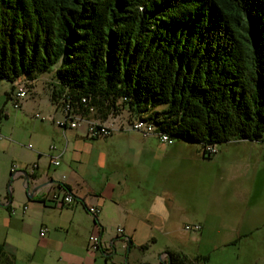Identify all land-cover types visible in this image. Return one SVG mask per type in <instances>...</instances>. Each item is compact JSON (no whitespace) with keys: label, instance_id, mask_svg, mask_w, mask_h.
I'll return each instance as SVG.
<instances>
[{"label":"trees","instance_id":"1","mask_svg":"<svg viewBox=\"0 0 264 264\" xmlns=\"http://www.w3.org/2000/svg\"><path fill=\"white\" fill-rule=\"evenodd\" d=\"M50 72L83 115L121 100L171 141L264 142V0H0V81Z\"/></svg>","mask_w":264,"mask_h":264},{"label":"rangeland","instance_id":"2","mask_svg":"<svg viewBox=\"0 0 264 264\" xmlns=\"http://www.w3.org/2000/svg\"><path fill=\"white\" fill-rule=\"evenodd\" d=\"M49 82L48 73L39 74L32 88H27V96L17 109L5 94L7 84H0V244L11 249L12 253H7L13 256L14 264H77L58 252L56 241L68 243L74 239L71 230L66 233L70 224V229L77 230L76 241L87 242L85 227L93 218L82 208L73 217L66 209L62 212L48 209L42 215L31 208L27 214H22V205L29 204L24 182L22 178H10L9 175L12 167L29 168L35 159L34 152L39 148L45 151L51 143L57 144L63 139L56 127L59 134L53 141L51 135L55 126L34 116L42 105L50 103ZM161 108L159 106L155 111ZM121 111L118 103L112 114L118 115ZM59 117L57 113L56 118ZM120 133L115 131L108 138L87 139L76 147L78 159L75 164L89 183L95 182L96 175L103 171L100 161L108 163L126 151L127 146L117 140V136L122 135ZM175 142L192 146V149L181 145L164 161L144 154L138 160L143 178L147 176L148 163L157 170L149 177L157 195L161 194L162 187L170 192L167 218L175 233L170 235L159 229L152 230L153 256L158 258L164 246H198L203 254L208 255L207 264H264V224L259 225L251 236L232 237L237 230L236 222L243 217L251 219L249 224L253 226L264 221V142L230 140L215 146L214 151L197 144ZM67 148L61 168L74 155L73 146L69 144ZM194 150L205 160L197 161L193 157ZM8 192L11 203L5 207ZM10 210L15 212L14 215H9ZM197 217L204 220L205 227L201 231L185 229ZM41 224L47 226L44 238H51L47 247L40 241ZM118 226L119 223L110 218L105 227L108 236L114 237ZM121 253L118 249L116 254ZM152 257H148L149 260L156 261Z\"/></svg>","mask_w":264,"mask_h":264},{"label":"crops","instance_id":"3","mask_svg":"<svg viewBox=\"0 0 264 264\" xmlns=\"http://www.w3.org/2000/svg\"><path fill=\"white\" fill-rule=\"evenodd\" d=\"M48 74L50 75L48 88L50 103L42 105L34 116L40 120H48L55 126L51 135L53 141H56V134H59L56 133V127L62 133L63 139H60L57 144L56 142L51 143L50 145L54 146L53 149L48 147L45 151L40 148L35 151V159L31 163L33 166L31 165L25 169L15 168L12 170L11 168L9 172L10 178L19 177L23 179L21 171H26L31 180L29 188L25 190L26 200L29 204L24 203L22 205V214H27L31 208L40 211L42 215L48 209L58 212L66 209L71 212L73 217L79 208L86 211V206L88 205L97 206L99 208L96 216L97 223H94L93 218H91V221L86 224L85 230L88 237L90 235L100 237L102 244L100 251L90 252L87 249V242L76 241L77 230L76 228L70 229V224L66 228V233L71 230L74 239L68 243L56 241L58 252L62 256L73 259L77 264H163V262L168 264L169 252L184 255L190 264H207V262L204 263L203 261L198 263L194 261L197 257L208 256L203 254L198 246H190V248L182 245L164 246L161 252L158 253V258L153 256V247H151L154 243L151 240L153 239L151 236L153 229H159L170 235L175 233L170 220L167 218L169 216V200L167 196H169L170 192L165 187H162L161 194L157 195L154 183L149 178L157 170L148 163L147 176L143 178L139 172L138 160L144 154L148 157H158L161 161H164L168 158V154L174 153L176 148H180L179 146L183 145V143L170 142L165 144L155 136L142 138L137 133L121 131L122 133L120 134L122 135L117 136V140L127 146L126 151L120 153L108 163L100 161L99 165L103 171L96 175L95 182L89 183L75 164L78 159L77 155H75V149L79 147V144L84 143L85 140L93 138L86 135L85 123H81L76 128H62L56 124V121L61 119V114L56 109L55 102L50 98L51 89L56 81L52 77V72ZM38 76L33 80H28V89L32 88L33 82L36 81ZM2 83L7 84V92L5 94L7 93L6 96L9 98L11 92V89L9 90L10 84L0 81V84ZM57 113L60 114L59 118H56ZM84 116L87 119L110 126H117L124 122L123 119L119 118L120 116L112 113H108L105 118H100L93 113ZM67 132L69 133L67 134ZM110 136H113V134L107 136V138ZM69 144L73 146L71 149L74 150V155L71 156L68 164L61 168L62 159L68 150ZM183 146L185 147L186 145ZM185 148L192 149V146ZM193 153L195 155L193 157L197 161L205 160L203 155L195 152V150ZM57 157L59 163L54 165L52 160ZM105 165H107V168H105ZM36 183H43V185L33 190ZM65 191L72 193L74 196L73 203L69 205L61 204L56 200ZM8 196L9 194H7L6 203L3 204L5 207L11 203V198L8 200ZM24 206H26V209L23 208ZM14 213L13 210L9 211V215H14ZM27 217L29 218L28 215ZM110 218L117 221L119 223L118 227L123 229L122 233L117 232L114 237H110L106 233V222ZM244 218L236 222L235 227L237 230L232 237L251 236L254 231L259 229V225L264 224V221L260 220L259 223L261 224H254L255 226H253L249 224L251 219ZM193 224H199L201 226L200 231L205 227L204 220L198 217L193 219ZM42 228L45 229V232L41 236L40 229ZM46 232L47 226L41 224L39 237L45 247L51 243L50 236L44 238ZM111 241H113L112 245ZM113 247L115 248V253H112ZM5 249L12 253L7 245H5ZM118 249L122 251L119 255L116 254ZM148 257H152L156 261L152 262Z\"/></svg>","mask_w":264,"mask_h":264},{"label":"built area","instance_id":"4","mask_svg":"<svg viewBox=\"0 0 264 264\" xmlns=\"http://www.w3.org/2000/svg\"><path fill=\"white\" fill-rule=\"evenodd\" d=\"M27 87L24 82H22L20 79L13 82V88L10 92L9 100L13 106V108L17 109L21 106L23 99L27 96ZM87 99L85 97H82L80 99L81 103H86ZM76 104L69 99V97L66 96L65 99H61L58 101V103H55L56 109L59 110L61 114V119L56 121V124L59 127L65 128H76L81 123H85L86 125V135L93 139L98 138H104L109 135H111L115 130H117L114 126L110 125H104L98 121L87 119L81 112L77 110L75 107ZM128 128L139 132L142 136H147L149 134H155L154 129L150 126H143L137 123L135 120L131 121L128 124ZM158 136V134H155ZM162 143H170L171 140H163L160 139ZM215 146L209 145L206 146L207 150L214 151ZM54 146L50 145V149H53ZM52 163L54 165H58V157L56 159L52 160ZM35 166V165H34ZM13 170V167H12ZM56 200H58L59 203L69 205L73 203L74 196L72 193L65 191L64 194L60 197H57ZM26 209V206L23 207ZM86 211L92 216L96 217L99 208L95 205H88L86 206ZM201 226L199 224H191L186 225L185 229L187 230H200ZM45 232V229H40V235L42 236ZM118 233H122L123 229L118 227L117 228ZM87 249L90 252H96L100 251L102 249V244L100 241V237L97 235H90L87 240ZM127 264V263H126Z\"/></svg>","mask_w":264,"mask_h":264},{"label":"water","instance_id":"5","mask_svg":"<svg viewBox=\"0 0 264 264\" xmlns=\"http://www.w3.org/2000/svg\"><path fill=\"white\" fill-rule=\"evenodd\" d=\"M20 79V78H19ZM21 80V79H20ZM22 82H24V80H21ZM4 82H7V83H9L10 84V89L12 90V88H13V82L14 81H12V82H8V81H4ZM10 90V91H11ZM118 103H121V100H119V102ZM121 112L122 113H120V114H118V116H120L119 118H121V119H123V116H124V114H125V120H124V122H122V123H120V125H117V126H114L117 130H115V131H117V132H121V131H123V132H134V133H137V134H139L142 138H146V137H148V136H155V137H157L158 138V136L157 135H155V134H149V135H147V136H142L139 132H137V131H133V130H131V129H129L128 128V124L131 122V121H133V120H135V119H138V118H140V119H146V120H149V119H147L146 117V114L145 113H141V114H135V113H132V112H130V111H128L126 108H123L122 106H121ZM151 121V120H150ZM155 125V124H154ZM114 131V132H115ZM113 134V133H112ZM159 139V138H158ZM160 140V139H159ZM175 141H178V140H174V141H172V142H175ZM22 172V176H23V182H24V188H25V190H27L28 188H29V185H30V178H29V176H28V174H27V172L26 171H21ZM43 185V183H36V185L34 186V188H33V190H36V189H38V188H40L41 186ZM8 194H9V196H10V192H8ZM112 243H113V241H111V245H112ZM112 253H115V248L113 247V251H112ZM167 263L168 264H170V258L168 257V261H167ZM163 264H165L164 262H163Z\"/></svg>","mask_w":264,"mask_h":264},{"label":"bare ground","instance_id":"6","mask_svg":"<svg viewBox=\"0 0 264 264\" xmlns=\"http://www.w3.org/2000/svg\"><path fill=\"white\" fill-rule=\"evenodd\" d=\"M145 119H135V121L137 122V123H139L140 125H143V126H150L151 128H153L154 129V132H155V134H158V138L159 139H163V140H169V137L165 134V133H162V132H156V130H155V128H154V126L151 124V123H148L147 121L148 120H146V121H144ZM150 122V121H149Z\"/></svg>","mask_w":264,"mask_h":264}]
</instances>
